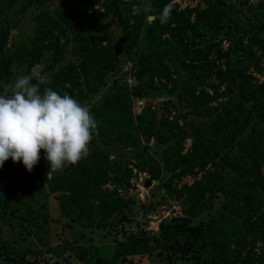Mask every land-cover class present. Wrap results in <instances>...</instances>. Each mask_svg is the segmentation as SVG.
I'll use <instances>...</instances> for the list:
<instances>
[{"label": "trees", "instance_id": "trees-1", "mask_svg": "<svg viewBox=\"0 0 264 264\" xmlns=\"http://www.w3.org/2000/svg\"><path fill=\"white\" fill-rule=\"evenodd\" d=\"M52 1L23 0L22 10L31 4L41 7L32 15L33 34L10 51L17 64L24 62L41 70L37 65L43 63L46 74L33 78V83L47 77V87L82 103L96 94L107 74L116 69L122 52L133 50L140 39L146 44L134 60L133 71L137 79H144L131 87L123 77L121 83L112 80L110 89L90 108L98 121V134L90 142L89 155L61 173L44 174L47 191L59 210L66 212L73 206L74 219L82 218L88 226L131 221L133 218L128 219L125 213L130 208L115 186L126 183L131 174L120 159L123 149H134L141 137L146 142L152 138L155 146H162V163L172 175L201 174L190 185L175 190V197L181 201V216L160 223L158 232L151 236L120 230L108 258L96 257L89 247L72 240L44 248L16 246L2 236L0 228V259L39 264L41 254L60 257L69 252L83 264H119L130 256L155 253L164 254L169 263L202 259V264H233L248 235L250 240L264 243V173L260 170L264 166V81L254 84L252 76L246 74L249 66L260 71L259 62L264 61V8L260 7L251 21H242L244 24L233 15L225 24L229 6L223 0H202L205 7L199 9H178L171 0H151L157 14L165 5H173L171 18L161 25L158 20L144 24L143 15L133 14L132 5L140 0H62L45 7ZM3 2L10 8L17 0H0ZM108 17L119 29L114 41L104 30ZM222 28L242 52L236 59L218 50L213 37ZM240 30L248 35L244 44L241 36L232 37ZM3 46L0 36V92L10 69V58L2 55ZM255 51L259 54L254 59ZM215 59L223 60V69L213 70ZM177 69L185 73L180 86L171 78ZM210 79L216 88L222 85L219 94L216 89L211 96L203 93V88L212 84ZM156 84L157 88L168 86V91H178L172 98L161 100L158 115L148 103L133 115L130 96L156 88ZM217 95L218 104L211 106ZM185 139L190 144L182 154ZM147 149L143 145L134 153L143 162L144 158L151 162ZM150 173L156 177L158 170L150 168ZM166 181L163 183L168 185ZM105 183L114 188L103 190ZM218 194L220 205L207 221L192 222L200 210L212 207V199ZM9 198L0 182V213L12 211ZM249 258L247 252L241 257L244 262Z\"/></svg>", "mask_w": 264, "mask_h": 264}, {"label": "rangeland", "instance_id": "rangeland-1", "mask_svg": "<svg viewBox=\"0 0 264 264\" xmlns=\"http://www.w3.org/2000/svg\"><path fill=\"white\" fill-rule=\"evenodd\" d=\"M62 0H54L45 5L51 8L56 3ZM229 9L226 12V17L223 19L225 24L229 21L227 18L235 16L240 18V21H251L257 15L258 10L264 8V0H223ZM23 0H17L16 4L7 8L5 3L0 4V36L4 38V46L2 55L10 58V51L14 44L20 40H26L33 34L34 22L32 20L33 13L40 9L41 6L31 4L22 10L21 4ZM171 3L177 5L178 9L184 7L204 8L205 4L202 0H171ZM261 7V8H260ZM190 19H192L190 17ZM147 24L149 20L144 19ZM104 30L109 40H117L119 29L114 20L109 17L104 21ZM243 23V22H242ZM244 24V23H243ZM242 24V25H243ZM220 29L214 33V40L218 42V50L220 53L225 52L230 59H236L241 55V51L236 48L238 44L231 42V35ZM235 32V31H234ZM143 33L141 31L140 35ZM236 35V36H235ZM212 36V34L210 35ZM241 36V44L247 41L248 35L243 30L232 36L237 38ZM165 38L167 36L164 35ZM218 40V41H217ZM169 42V41H167ZM233 45V46H231ZM231 46V47H230ZM146 47L144 40L140 39L133 50L122 52L117 67L114 71L107 74L104 83L99 87L96 94L88 99H85L81 104L89 107V109L97 105L101 97L110 89L111 81L116 79L117 83L120 78H125L127 87L136 85L144 79H137L133 76L134 60ZM235 47L234 49H232ZM259 53L255 51L253 58L255 59ZM214 56L212 55L211 58ZM245 57V55H244ZM252 58V60H253ZM9 75L5 83L14 81L20 75L32 74L33 77H38L46 74L43 69V63L37 66L41 70H35L28 63L17 64L13 58H10ZM171 71L172 67L168 65ZM223 60L215 59L214 69H223ZM260 71H255L253 67L247 68L246 74L252 76V83L259 84L264 81V61L259 62ZM175 85L180 86L185 81V73L177 69L176 73L171 74ZM162 82L163 79H162ZM212 84L203 88V93L209 96L213 95V90L216 89L217 94L222 91V85L215 86V81L210 79ZM3 83V84H5ZM178 88L173 91H168V86L164 88L142 89L140 95L130 96L131 113L137 114L141 107L148 103L151 108H156L157 115L162 111L160 107L161 100L172 98ZM220 98L216 96V100L210 102L211 106L217 105ZM172 114V113H171ZM189 139L184 140L183 150L185 153L189 147ZM147 145V154L151 155L153 160L147 162L144 158L136 156L135 149H140L141 146ZM162 146L154 145V140L149 138L146 142L142 137L139 144L133 149L131 147L124 148L120 159L126 163L131 169V174L127 182H123L119 186H115L116 193L123 197L130 208L126 211V217L131 221H114L109 225L102 227L85 225L84 219L75 220L76 210L73 206L69 207L66 212H61L58 208L57 201L52 194L48 193L44 174L49 171V164L44 158V152H40V160L29 173L22 162L13 163L11 159L7 160L3 167L0 168V182L3 188H6L10 193L9 202L12 203V211L0 213V228L3 237L12 241L14 245L21 247H41L54 245L62 242V240H72L86 247H89L95 252L96 257L108 258L111 256L116 240L115 238L121 235L120 230L125 232H144L147 235H154L158 232V225L170 221L172 218L181 216V201L175 197V190L182 189V185L188 186L194 180L199 179L201 172L197 174H185L180 177L172 175L170 169H166L162 163V155L160 149ZM150 168L158 170V175L154 177L150 173ZM264 173V166L260 168ZM49 176V175H48ZM145 180H149V185L144 186ZM168 181V185L163 183ZM166 181V182H167ZM107 192L114 188L113 185L105 183L102 186ZM212 207L209 210L203 209L192 218V222H206L208 217L218 208L221 202V195L218 194L212 199ZM247 252L250 256L245 262L241 257ZM264 243L261 241H252L250 236H247V241L241 249L239 259L233 264H264ZM129 260V261H128ZM128 261V262H127ZM181 260H176L169 263L164 257V254L157 255L151 253L148 255H134L129 259L119 264H179ZM202 259L199 261H187L186 264H202ZM130 262V263H129ZM184 262V261H181ZM39 264H83L75 259L69 252H65L60 257H55L49 254H41L38 256ZM0 264H15L5 262L0 259Z\"/></svg>", "mask_w": 264, "mask_h": 264}, {"label": "clouds", "instance_id": "clouds-1", "mask_svg": "<svg viewBox=\"0 0 264 264\" xmlns=\"http://www.w3.org/2000/svg\"><path fill=\"white\" fill-rule=\"evenodd\" d=\"M172 7L167 4L157 14L151 0H140L132 5V12L164 25L171 18ZM33 78L32 74L20 75L2 85L0 168L11 159L13 163L22 162L31 173L43 150L50 166L48 176L77 165L89 155L90 142L98 134V121L88 106L47 87V77H40L37 83Z\"/></svg>", "mask_w": 264, "mask_h": 264}, {"label": "water", "instance_id": "water-1", "mask_svg": "<svg viewBox=\"0 0 264 264\" xmlns=\"http://www.w3.org/2000/svg\"><path fill=\"white\" fill-rule=\"evenodd\" d=\"M148 185H149V180H145L144 186H148Z\"/></svg>", "mask_w": 264, "mask_h": 264}]
</instances>
